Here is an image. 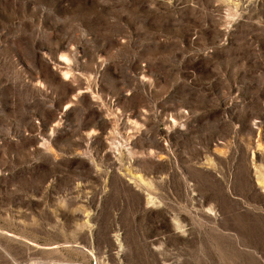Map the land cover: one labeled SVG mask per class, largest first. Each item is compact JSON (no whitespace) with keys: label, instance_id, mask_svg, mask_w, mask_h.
Returning <instances> with one entry per match:
<instances>
[{"label":"rangeland","instance_id":"rangeland-1","mask_svg":"<svg viewBox=\"0 0 264 264\" xmlns=\"http://www.w3.org/2000/svg\"><path fill=\"white\" fill-rule=\"evenodd\" d=\"M0 264H264V0H0Z\"/></svg>","mask_w":264,"mask_h":264}]
</instances>
